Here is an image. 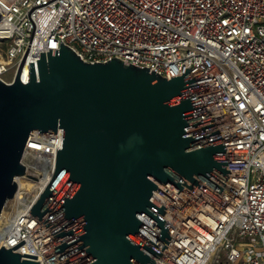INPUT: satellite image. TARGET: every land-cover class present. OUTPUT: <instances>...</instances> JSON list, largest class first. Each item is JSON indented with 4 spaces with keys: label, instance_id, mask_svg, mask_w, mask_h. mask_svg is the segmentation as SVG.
<instances>
[{
    "label": "water",
    "instance_id": "1",
    "mask_svg": "<svg viewBox=\"0 0 264 264\" xmlns=\"http://www.w3.org/2000/svg\"><path fill=\"white\" fill-rule=\"evenodd\" d=\"M3 15L0 13V20ZM0 79V217L32 132L56 134L55 170L31 212L61 264H154L171 238L162 217L193 184L216 197L231 158L191 68L160 75L121 58L39 52L28 82ZM0 246V264H41Z\"/></svg>",
    "mask_w": 264,
    "mask_h": 264
},
{
    "label": "built area",
    "instance_id": "2",
    "mask_svg": "<svg viewBox=\"0 0 264 264\" xmlns=\"http://www.w3.org/2000/svg\"><path fill=\"white\" fill-rule=\"evenodd\" d=\"M0 79L61 40L86 62L121 58L160 75L191 68L231 158L213 198L193 184L162 216L171 238L154 264H264V0H0ZM56 134L31 133L0 246L61 264L31 210L55 170ZM30 185V187H28ZM6 204V205H7Z\"/></svg>",
    "mask_w": 264,
    "mask_h": 264
},
{
    "label": "rangeland",
    "instance_id": "3",
    "mask_svg": "<svg viewBox=\"0 0 264 264\" xmlns=\"http://www.w3.org/2000/svg\"><path fill=\"white\" fill-rule=\"evenodd\" d=\"M12 205H13V202H9L5 207H4V211L6 213V216H8L12 210Z\"/></svg>",
    "mask_w": 264,
    "mask_h": 264
},
{
    "label": "bare ground",
    "instance_id": "4",
    "mask_svg": "<svg viewBox=\"0 0 264 264\" xmlns=\"http://www.w3.org/2000/svg\"><path fill=\"white\" fill-rule=\"evenodd\" d=\"M19 184H20V187H22L23 186V183L22 182H19ZM28 187H30V185H28ZM18 190V189H17ZM17 192V191H16ZM7 218V216H6V213H5V211L3 210L2 211V214H1V217H0V225L2 224V222L4 221V219H6Z\"/></svg>",
    "mask_w": 264,
    "mask_h": 264
}]
</instances>
